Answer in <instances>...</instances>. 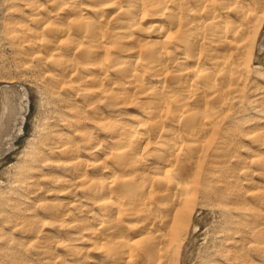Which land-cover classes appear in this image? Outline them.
<instances>
[{
	"label": "bare ground",
	"instance_id": "obj_1",
	"mask_svg": "<svg viewBox=\"0 0 264 264\" xmlns=\"http://www.w3.org/2000/svg\"><path fill=\"white\" fill-rule=\"evenodd\" d=\"M24 1L26 10L40 15L31 0ZM46 1L50 7L40 11L45 20L36 23L45 25L58 11L72 17H60L63 24L47 30L38 64L53 67V95L67 103L82 100L71 104L75 112L63 113L60 126L82 129L83 144L65 142L68 132L65 138L53 134L25 159L31 164L21 166L18 180L25 183L45 171V185L54 187L64 173L71 174L75 183L68 187L80 189L97 209L88 229H71H91L94 247L70 249L68 264H173L200 196L227 214L255 212L251 231L263 227L264 193L239 195L242 177L234 174L246 159L240 153L250 102L244 73L260 34L262 0ZM14 25L7 28L11 41L29 48L46 28L27 33ZM28 111L27 89L2 90L0 157L23 135ZM58 155L73 163L55 165ZM235 157L239 163L225 168ZM259 165L264 177V163ZM6 203L0 196V223L8 221ZM64 208L61 214L52 201L46 212L62 217L80 209L70 202ZM255 243L264 259L262 242ZM2 250L0 264L20 259Z\"/></svg>",
	"mask_w": 264,
	"mask_h": 264
},
{
	"label": "rangeland",
	"instance_id": "obj_2",
	"mask_svg": "<svg viewBox=\"0 0 264 264\" xmlns=\"http://www.w3.org/2000/svg\"><path fill=\"white\" fill-rule=\"evenodd\" d=\"M31 3L40 15L33 16L30 10H26L24 0H0V108L2 90L6 86H23L28 91L29 99V111L23 135L13 143L12 151L0 157V196L6 198L5 214L8 216L7 223H0L2 224L0 235H4L0 236V248L3 247L1 252L7 253L8 256L12 254L20 256L14 264H68L70 249L81 250L89 248V245L93 246L92 241L88 239V236H93L91 229L77 233L71 230L74 228L72 226L82 225L88 229L97 209L95 210L89 202H85L80 189L71 190L72 188L68 187L69 182H72L71 185L75 183L71 181L73 180L71 174L64 173L66 176L61 175L54 187H47L45 185L47 172L39 173L40 175L27 179L25 183L19 182L18 172L21 166H30L31 163H26L25 159L32 157L34 148L41 147L53 134L61 133L60 137L65 138L63 133L68 132L65 142L69 145L77 143L80 147L83 144L80 135L82 129L71 132L63 130L60 126L63 113L75 112L76 108L71 104H83L82 100L78 97L70 99L67 103L56 93L53 95L51 89L55 79L53 67L50 63L38 64V58L40 56L43 58L45 55L47 30L57 23L63 24L65 20L60 17H72V12L69 14L66 10L58 11V14L48 19L45 25L39 24L35 20L44 19L46 16L41 13L50 6L46 0H31ZM257 9L260 15L257 22L260 34L244 73L250 102H247L246 112L247 136L243 137L245 147L240 153L246 159L234 170L236 177H242L240 179L242 186L240 190L236 188L237 193L249 198L264 193V177L261 176L259 165L264 163V149H262L264 148V47H262L264 0L261 5L257 4ZM41 10L43 11L40 12ZM16 23L17 32L20 27H23L24 32L27 33H35L39 27L46 28L38 32L40 39L29 43L32 46L29 48L24 42L19 46L14 44L8 36L7 28L12 29ZM41 35L44 37L41 38ZM64 45L65 42L61 41L60 47L63 48ZM54 53L51 52L52 55ZM78 107L82 108V106ZM85 107L88 108L87 105ZM102 110L105 113L109 111L105 105ZM84 115L88 117L89 111ZM243 118L245 120V116ZM94 120L101 121L97 118ZM68 162L73 163L62 156L55 159V165L65 166ZM229 162L230 164L227 162L225 168L233 169L232 166L238 164L239 159L231 158ZM107 166L111 168L113 165L108 163ZM59 189L66 192L58 193ZM68 191L69 194L66 196L65 193ZM72 192L74 194L70 195ZM59 195L65 196L58 197ZM52 201L60 206L61 214L65 213L66 202H70V207L80 209L71 216L49 214L46 210ZM261 215L264 221V211ZM255 216H257L255 212L241 216L236 210L227 214L220 205L208 199L204 200L200 196L187 233L182 236L177 247L179 257L173 264H264V259L257 251L255 243L259 238L264 247V226L251 231L250 223L254 222ZM72 221H75V224L70 225ZM257 230L262 236H256ZM93 247L92 253H95ZM229 255L233 256L232 260ZM235 258L237 259L234 260ZM4 260L7 261L5 258Z\"/></svg>",
	"mask_w": 264,
	"mask_h": 264
}]
</instances>
